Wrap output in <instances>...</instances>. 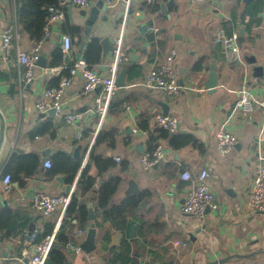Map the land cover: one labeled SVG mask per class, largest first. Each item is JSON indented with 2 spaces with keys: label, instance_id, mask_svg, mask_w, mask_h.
I'll return each mask as SVG.
<instances>
[{
  "label": "crops",
  "instance_id": "1",
  "mask_svg": "<svg viewBox=\"0 0 264 264\" xmlns=\"http://www.w3.org/2000/svg\"><path fill=\"white\" fill-rule=\"evenodd\" d=\"M99 1L66 7L42 45L34 80L20 86L17 52L2 59L1 35L16 25L15 43L24 51L42 37L25 22L35 12L28 1L0 0V264L28 263L30 231L57 232L45 264H264V211H253L250 203L255 171L264 164V114L256 109L249 117L239 107L245 84L253 95L264 94V0H106L92 25L95 35L80 52L85 22ZM233 32L238 54L225 47ZM65 34L73 38L68 52ZM119 39L127 55L119 72L137 55L126 87L109 101L104 86L84 93L81 71L71 75V69L88 56L95 71L109 74ZM171 54L180 92L169 98L161 89H144L147 73ZM64 77L72 82L57 109L38 110L39 93ZM164 105L179 121L173 136H163L154 122L156 113L165 114ZM71 113L76 120L68 122ZM221 128L237 136L229 153L217 144ZM158 145L164 159L144 169L142 154ZM203 169L218 207L190 216L182 207L191 182L181 175L189 170L196 177ZM7 173L12 184L5 189ZM107 183L117 187L101 206ZM38 193L69 201L46 216L33 205ZM93 222L94 248L87 251Z\"/></svg>",
  "mask_w": 264,
  "mask_h": 264
},
{
  "label": "built area",
  "instance_id": "2",
  "mask_svg": "<svg viewBox=\"0 0 264 264\" xmlns=\"http://www.w3.org/2000/svg\"><path fill=\"white\" fill-rule=\"evenodd\" d=\"M124 1L127 4L130 0H117ZM155 2L157 0H149ZM195 2H201L205 0H193ZM90 0H60L58 4L51 5L49 15L46 19L44 27V35L36 43L31 51L21 50L15 43V37L17 35L16 25H8L2 35V59L7 61L13 51L16 50L18 55L19 75L18 83L20 86L31 83L35 78V69L40 57V51L44 41L50 35L51 25L56 21H59L65 13V9L68 6L84 7L88 6ZM157 30V29H156ZM239 34L233 32L231 36H227L224 39L225 47L232 53H239L238 44ZM73 38L70 35H63V50L68 52L71 48ZM115 59L110 68V72L107 75L98 73L95 71L86 61H79L72 69L71 75H75L77 70L81 71L83 77L82 89L84 93H90L96 89L97 86H104L106 89L107 101H109L115 92L119 89L116 83L117 75L121 66L127 59V55L122 47V40L116 41L115 47ZM72 82L71 77H64L60 84L56 87L45 88L36 98V105L38 110L46 111L49 109H57L58 97L63 93L65 87H68ZM140 85L144 89H161L166 97L176 96L181 89L179 84V78L176 68L173 63V55H168L166 60L161 62L158 67L149 71L144 77ZM53 99V100H52ZM239 107L249 117L255 112L256 109H261L264 114V94L261 96H255L247 88L246 84L241 90ZM106 106L104 107V109ZM75 114L71 113L66 116L68 122L76 120ZM154 122L157 128L165 129L170 133L177 131L179 126L178 118L174 115L156 113ZM264 123V121H263ZM260 139L264 140V129L260 133ZM217 144L223 153H229L237 143V136L224 128H221L216 133ZM165 157L164 148L161 145L155 147L151 151H147L141 156L142 167L146 170L154 167L161 162ZM47 167L51 166V161H46ZM182 179L191 182L190 189L186 196L185 202L182 207V211L185 214L195 215L203 217L208 209L217 208L218 205L214 199V192L210 187L208 181L209 173L207 169H203L196 177H193L189 170H185L182 173ZM12 184V175L7 173L3 178V185L5 189H8ZM69 201L67 195L63 194H49L38 193L34 196L32 202L36 209L41 213L48 216L53 213L58 207L66 206ZM250 203L253 211H264V164L257 167L254 176V182L250 193ZM56 231L45 235L38 239L39 233L37 231H30L26 233L27 242L33 248V254L27 264H45L50 252L56 242ZM67 247L79 252L80 247L76 246L72 242H67Z\"/></svg>",
  "mask_w": 264,
  "mask_h": 264
},
{
  "label": "water",
  "instance_id": "3",
  "mask_svg": "<svg viewBox=\"0 0 264 264\" xmlns=\"http://www.w3.org/2000/svg\"><path fill=\"white\" fill-rule=\"evenodd\" d=\"M104 9V12L107 9V3L106 0H100L95 7H93L89 13V17L85 22V34L83 36V41L81 43L80 46V52H82L84 50V48L87 47V45L90 43V41L92 40L93 36L95 35L93 30H92V25L94 24L95 20L98 17V14H100V10ZM102 44H103V48L105 52H108V50L110 49V43L108 39H104L102 40ZM137 58L136 54H133L131 56V63L129 65H127V67H124L123 69H121V71L119 72L117 79H116V83L119 87H121V89L126 87V79H127V75L129 70L131 69L132 65L134 64V59ZM43 57H40L37 65H42L41 61H42ZM212 69L215 71L216 67L214 65H212ZM209 88H214L215 87V77H212L209 85ZM165 107V114H168V108L166 105H164ZM55 108L51 109V112H54ZM78 151H76L77 153ZM90 219H95L96 215L93 211V208H90V215H89ZM95 234H96V230H95V223H91V229L89 231L88 237H87V241L85 243V245L83 246V248L87 251H91L94 248V238H95Z\"/></svg>",
  "mask_w": 264,
  "mask_h": 264
},
{
  "label": "trees",
  "instance_id": "4",
  "mask_svg": "<svg viewBox=\"0 0 264 264\" xmlns=\"http://www.w3.org/2000/svg\"><path fill=\"white\" fill-rule=\"evenodd\" d=\"M26 1H28L31 4L32 8L35 9V12H33L32 16L29 19H27L25 22L27 23V27L29 29H33V27H34V29L36 28L37 31L39 30L36 33V35H37V39H40L42 37V35H43V28L45 27L46 19H47L48 15H49L48 8L51 5L58 4L60 0H26ZM74 30H75V32H77L79 29L76 27V28H74ZM62 54H63L62 51H58L56 55L57 56L58 55L62 56ZM89 59L90 58H88V56H87V60H88L87 62L91 66ZM96 59H98V57ZM159 130L162 132L163 136H169V135L173 136V133H170V132H168L165 129H159ZM190 139L191 138L189 136H187L186 140H184V141L189 142ZM103 166L104 165H102L99 162L100 169H103L104 168ZM91 184H92V182L89 184V186ZM116 187H117V183H114V184L107 183V184L104 185L103 190H102V196H101V206H106L107 205V203H108L109 199L111 198L112 194L115 192ZM75 203H76V199L73 197L72 200H71V203H70V205L68 207V211L72 210V206ZM49 233H51V232H45L42 235L39 234L38 235V239L44 237L45 235H47Z\"/></svg>",
  "mask_w": 264,
  "mask_h": 264
}]
</instances>
